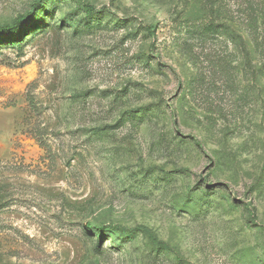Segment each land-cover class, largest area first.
Listing matches in <instances>:
<instances>
[{"label":"rangeland","instance_id":"374dc122","mask_svg":"<svg viewBox=\"0 0 264 264\" xmlns=\"http://www.w3.org/2000/svg\"><path fill=\"white\" fill-rule=\"evenodd\" d=\"M35 2L0 0L38 27L0 46V264H264V0Z\"/></svg>","mask_w":264,"mask_h":264},{"label":"trees","instance_id":"16d2710c","mask_svg":"<svg viewBox=\"0 0 264 264\" xmlns=\"http://www.w3.org/2000/svg\"><path fill=\"white\" fill-rule=\"evenodd\" d=\"M41 1L42 0H36L34 9L39 5ZM33 18V14L27 13L25 15L17 17L11 24L0 26V46L4 44H21L22 42L27 40L26 38H28L32 34V32H34V30L38 29V27L33 24ZM93 230L96 232V234L103 233V231L99 228ZM140 230H143L145 233H147L148 238L152 242V244L156 246H164L163 243L157 242L152 237L148 229L140 227Z\"/></svg>","mask_w":264,"mask_h":264}]
</instances>
